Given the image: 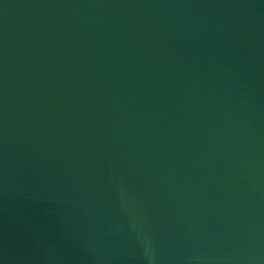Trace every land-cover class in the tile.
<instances>
[{
	"label": "water",
	"instance_id": "1",
	"mask_svg": "<svg viewBox=\"0 0 264 264\" xmlns=\"http://www.w3.org/2000/svg\"><path fill=\"white\" fill-rule=\"evenodd\" d=\"M0 264H264V0H0Z\"/></svg>",
	"mask_w": 264,
	"mask_h": 264
}]
</instances>
